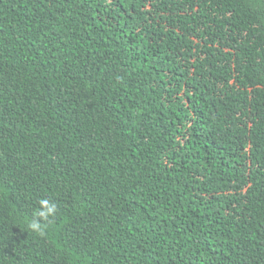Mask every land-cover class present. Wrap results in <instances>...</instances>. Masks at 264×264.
<instances>
[{
  "label": "trees",
  "instance_id": "1",
  "mask_svg": "<svg viewBox=\"0 0 264 264\" xmlns=\"http://www.w3.org/2000/svg\"><path fill=\"white\" fill-rule=\"evenodd\" d=\"M0 264H264V0H0Z\"/></svg>",
  "mask_w": 264,
  "mask_h": 264
},
{
  "label": "clouds",
  "instance_id": "2",
  "mask_svg": "<svg viewBox=\"0 0 264 264\" xmlns=\"http://www.w3.org/2000/svg\"><path fill=\"white\" fill-rule=\"evenodd\" d=\"M39 208L34 211L32 217L26 221V228L40 236L45 235L46 229L54 221L58 213L57 203L49 198L38 200Z\"/></svg>",
  "mask_w": 264,
  "mask_h": 264
}]
</instances>
